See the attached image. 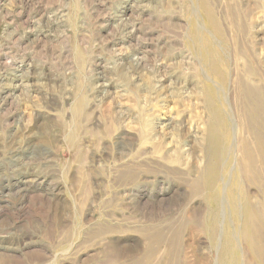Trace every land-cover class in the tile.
<instances>
[{"label":"rangeland","instance_id":"374dc122","mask_svg":"<svg viewBox=\"0 0 264 264\" xmlns=\"http://www.w3.org/2000/svg\"><path fill=\"white\" fill-rule=\"evenodd\" d=\"M262 111L264 0H0V264H264Z\"/></svg>","mask_w":264,"mask_h":264},{"label":"bare ground","instance_id":"6f19581e","mask_svg":"<svg viewBox=\"0 0 264 264\" xmlns=\"http://www.w3.org/2000/svg\"><path fill=\"white\" fill-rule=\"evenodd\" d=\"M228 84H229V83H228ZM244 91H245V92H251V91H249V89H248V90L245 89ZM252 104H253V103H252ZM229 106H230V105H229ZM258 106H259V105H258ZM260 106H263V103H262V105H260ZM257 108H258V107H257ZM262 109H263V107H262ZM260 111H261V109H260ZM262 112H264V111H262ZM262 112H260V113L262 114ZM260 113H259V114H260ZM216 117H217V115H216ZM260 117H261V116H260ZM259 124H260V123H259ZM260 125H261V124H260ZM252 128H253V127H252ZM258 128H259V127H258ZM260 128H261V127H260ZM262 128H263V126H262ZM251 130H252V129H251ZM253 130H254V129H253ZM260 131H261V130H260ZM251 132H253V131H251ZM249 133H250V132H249ZM233 135H234V133H233ZM252 135H253V134H252ZM217 136H218V135H217ZM210 137H211V136H210ZM261 137H262V136H259V139H260V140L263 139V137H262V138H261ZM254 138H255V134H254ZM263 140H264V139H263ZM233 141H234V140H233ZM235 141H236V140H235ZM217 142H218V141H217ZM262 143H263V141H262ZM263 144H264V143H263ZM215 145H216V143H215ZM218 145H219V144H218ZM230 148H231V147H230ZM263 149H264V148H263ZM248 152H249V151H248ZM247 155H248V154H247ZM247 155H246V156H247ZM249 157H250V156H249ZM233 165H234V164H233ZM220 181H221V180H220ZM211 184H212V183H211ZM217 199H218V198H217ZM220 210H221V209H220ZM249 210H250V208H249ZM248 213H249V212H248ZM249 214H250V213H249ZM214 216H215V215H214ZM248 221H249V220H248ZM247 224H248V223H247ZM220 225H221V224H220ZM244 225H245V223H244ZM212 226H213V225H212ZM210 228H211V227H210ZM213 229H214V228H213ZM213 229H212V231H213ZM218 236H219V235H218ZM245 236H246V235H245ZM217 238H218V237H217ZM218 240H219V239H218ZM218 248H219V247H218ZM218 248H217V249H218ZM225 255H226V252H225ZM225 255H224V256H225Z\"/></svg>","mask_w":264,"mask_h":264}]
</instances>
